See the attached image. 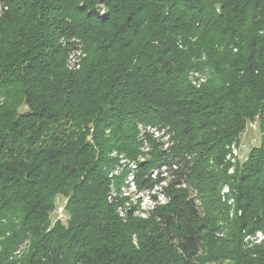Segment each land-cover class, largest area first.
Instances as JSON below:
<instances>
[{
	"label": "trees",
	"instance_id": "obj_1",
	"mask_svg": "<svg viewBox=\"0 0 264 264\" xmlns=\"http://www.w3.org/2000/svg\"><path fill=\"white\" fill-rule=\"evenodd\" d=\"M60 4L56 17L39 0H0L12 29L0 35V264H264V134L233 175L208 165L247 120L264 131V0ZM26 10L37 31L16 27ZM138 149L152 155L137 162L138 186L169 178L146 220L119 215L108 178L113 151ZM58 194L66 222L50 216ZM256 232L259 244L244 242Z\"/></svg>",
	"mask_w": 264,
	"mask_h": 264
},
{
	"label": "rangeland",
	"instance_id": "obj_2",
	"mask_svg": "<svg viewBox=\"0 0 264 264\" xmlns=\"http://www.w3.org/2000/svg\"><path fill=\"white\" fill-rule=\"evenodd\" d=\"M42 1L46 4H50L51 7H53L55 9V13L54 16L56 17H61V13H63V5L60 4V7H57L58 2H60V0H39ZM97 1V0H96ZM97 4V3H96ZM64 5H66L64 3ZM31 11H35V12H40L38 10H33L30 8ZM41 12H44L43 10ZM50 12V10H49ZM24 15H21L18 18H14L15 20V25L16 27H29L32 30H36L37 28H35V26L33 25V23L30 21L31 18L28 17V14L30 13L29 10L23 11ZM45 13V12H44ZM47 14V11H46ZM52 13H49V16L52 17L51 15ZM30 19V20H29ZM2 32H5L6 34H10L12 32V29L10 28H0V35ZM61 40L63 41V43H65V41L61 38ZM84 54H81V56H83ZM66 63H67V67L69 69H78L80 61L79 59H76L74 61V59H70V57H68L66 59ZM195 77H199L200 81H202V76L200 74H195ZM144 129V127L139 124L137 126V132L138 130L140 131V133H137L136 136L139 138V134H141L142 130ZM264 131L262 130V127L260 125V121L258 120L257 117H254L253 119H249L246 121L245 126L243 131L241 132L240 136H239V140L236 142H232L230 144H226L224 147L225 152L223 153H218L216 149H214L213 151H211L210 153V159L208 161V165H209V170L212 172H216L217 170L219 171H225L227 172V175H233L234 171L237 168H241V166L243 165V163L247 160V157L249 155L250 150L255 147V146H259L263 137V133ZM169 135H166L162 140H167L169 137ZM136 137V138H137ZM138 140V139H137ZM138 142V141H137ZM136 142V143H137ZM130 146H133V143H130ZM167 147V146H165ZM111 157H114L115 160L114 162L116 163L117 160L118 162L114 163L115 167L114 168H108V178H110V188L116 191V196L117 198H119L118 203L122 204L120 207L117 208V212L119 213V215L121 217H124V210L123 208L126 209H131V211L133 210V215L137 218H141L143 220H146L149 216L147 215V210L149 209V204L150 201L147 199V197H145V195H142V193L147 190V186H132L131 183H127L129 185V187L127 188H123V184H125V180L127 178V176H118L120 177V180H112L111 178H113V176H116V172L120 167V161L121 160H125L127 158V160H134L135 162H142L145 160H149L152 159V155L150 153L149 150L147 149H138L137 153L134 155V157L128 156L125 152H117V151H113L110 155ZM113 165V166H114ZM111 174H113V176L111 177ZM115 184V185H114ZM161 184H163L162 186H167L168 185V180H165L164 182H162ZM123 190L127 191L125 193H123ZM112 190H110L111 192ZM217 193L221 196L223 194H225V196L221 199V202L225 204V206L228 208V219L231 220L235 217V212H236V206L234 203V192L231 190L229 191V187H227L226 185L223 186H218L217 187ZM110 194V193H108ZM109 196V195H108ZM141 199H139V197ZM108 198V197H107ZM67 202V197L58 194L55 197V208L54 211L51 213V219L54 221L56 219L61 220L62 222H66L67 218H69V212L65 209V205ZM240 210H238L237 214H240ZM263 240V235L260 234V232H256L254 234H248L245 236L244 238V242L245 243H250V242H254L255 244H259L261 241ZM137 238L133 237L132 238V242L131 244L135 247L138 246L137 243ZM201 264H232L230 261L228 260H216V261H206L203 262Z\"/></svg>",
	"mask_w": 264,
	"mask_h": 264
},
{
	"label": "built area",
	"instance_id": "obj_3",
	"mask_svg": "<svg viewBox=\"0 0 264 264\" xmlns=\"http://www.w3.org/2000/svg\"><path fill=\"white\" fill-rule=\"evenodd\" d=\"M146 131L148 132H152L153 133V137L155 138H159L162 134L157 132V130H155V128H151L150 126H147L145 128ZM167 146V145H165ZM164 146V147H165ZM136 166H137V162L133 161V160H121L120 161V167L119 169L117 170L116 172V175H118L121 170L123 169V167H127L128 169V172L125 176H127L126 180H125V184H123V188L125 189L126 187L128 188L129 187V183L132 184V186H136L137 184L135 183V180H134V174H135V169H136ZM160 171L158 169H153L151 171V178H156L158 175H161V176H166L167 177V174L165 172H163V174H160L159 173ZM113 176V174H111V177ZM169 178L167 177L166 180H168ZM165 180H163L162 182H164ZM129 184H127V183ZM162 182H160L159 184H156L153 186L152 189H147L145 190L142 195H145V197H147V199L150 201L151 204H149V209L147 210V212L153 210L156 206H159V205H164L166 204L168 201V197L166 196L165 194V191L163 190V184H161ZM127 192L126 190L124 191L123 190V193ZM112 195H115V193H112ZM139 197V196H138ZM110 198V197H109ZM139 199H141L139 197Z\"/></svg>",
	"mask_w": 264,
	"mask_h": 264
}]
</instances>
